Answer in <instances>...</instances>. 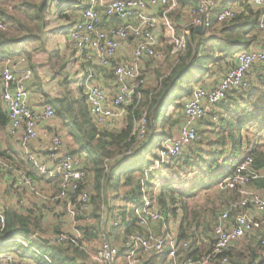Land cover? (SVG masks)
<instances>
[{"label": "trees", "instance_id": "obj_1", "mask_svg": "<svg viewBox=\"0 0 264 264\" xmlns=\"http://www.w3.org/2000/svg\"><path fill=\"white\" fill-rule=\"evenodd\" d=\"M47 1L39 0V3L28 0L18 1L15 8L25 11V18L21 20L18 18L16 20L9 11L0 10V17L9 28L8 32H0L2 58L0 74L3 63L8 60L12 71L32 70L37 78L35 83L38 82L39 76L32 62V55L37 45H39L38 49H44L41 32L46 26ZM68 1L61 3L63 8L70 5ZM198 1L215 0H178V3L179 7L197 9ZM239 2L243 9H235V16L232 19L215 25L209 22L208 33L217 36L207 37L193 29L185 52L178 55L169 53L170 57H166L167 67L164 73L157 74L153 89L143 91L146 96L144 103H138L136 108L134 105L128 108L125 125L119 130L100 129L92 122L85 94L79 85V72L71 74V71H67L68 62L62 51L47 53L46 67L53 69L58 82L55 94L45 91L42 86L36 87L34 83L32 87L39 92L43 106L53 107L55 118L60 122L63 134L69 142L68 155H84L87 159L81 164L85 173V185L79 187V192L89 193L91 212L89 216H85L86 214L80 210L77 212V227L82 235L81 241L86 245L91 240L100 239L102 234L103 229L98 226L100 217L98 211L102 204L110 211L117 210L121 217L119 226L107 225L109 235L122 233L125 237L132 232H141L131 209L139 202L141 188L145 186L147 189H152L158 182L155 181L158 173L169 172L173 176L170 179L173 180L178 178L180 170H187L193 175L191 184L181 189L170 184L169 179L163 181L162 178L160 180L167 181L168 184L163 185L165 188L156 197L150 194L161 212L166 208V212L174 215L178 209L182 207L185 209V205L182 204L183 199L192 196L194 194L192 190L207 185L204 180L219 182L230 175L244 158L251 157L253 166L264 169V64H259L251 68L255 73V83L245 81L247 85L231 89L219 103L225 114L210 111L211 117H208L207 122H200L207 127L208 134H197L199 138L181 152L182 156L179 154L176 158L168 160L158 170L150 173L149 180H144L145 167L151 166L156 161L162 141L173 138L172 132L165 126L170 122L172 113L182 110L184 100L191 97L194 90L192 84L206 76L212 64L220 59L225 61L233 57L256 40L258 11L251 7L249 0H239ZM63 14L62 8L53 13L57 19L65 18L68 21L69 16ZM16 65L21 66L14 69L13 66ZM81 70L84 71V67L81 66ZM30 83L27 84L28 88H32ZM234 101L239 104L231 107ZM141 107L146 108V111L143 110L146 115L140 111ZM241 115L244 117L241 118ZM142 118L145 120V136L139 139L135 130ZM172 125L176 124L172 123ZM235 125L243 126L245 133L236 132L233 129ZM8 134V116L0 101V136L7 137ZM236 136H239L238 140ZM203 143L206 148L200 147ZM72 144L74 147H71ZM9 150L12 152V149ZM11 152L0 150V157L7 166L10 164L19 167V159ZM220 164L223 166L218 170ZM4 212L6 221L4 228H0V248L6 247L9 239L16 236L18 240L15 239L11 244L15 248L6 252L16 255L19 260L27 258L34 264H77L76 257L32 239L30 234L23 232L19 235L20 229L29 233L39 230L42 225L41 214L34 216L31 211L21 213L12 208ZM181 225L182 223L179 226ZM54 229L59 231L58 227ZM194 236V233L185 232L183 226L179 229V240L190 239L193 243ZM257 236L261 237V234L253 236L255 238L250 236L251 238H247L244 242L234 243L220 255L212 256L211 264H219L216 260L222 258H226L228 264H264V240L261 241L262 237L259 240ZM210 239L213 246V234ZM212 246L203 253L189 246L183 254L196 264L211 254ZM118 250L119 256H122L125 251L122 244ZM73 251L75 256L80 257V250ZM6 252H0V255ZM42 254L47 255L50 261L47 262ZM145 259L141 264H170L166 253ZM0 263L2 264L1 261Z\"/></svg>", "mask_w": 264, "mask_h": 264}, {"label": "built area", "instance_id": "obj_2", "mask_svg": "<svg viewBox=\"0 0 264 264\" xmlns=\"http://www.w3.org/2000/svg\"><path fill=\"white\" fill-rule=\"evenodd\" d=\"M249 2L254 7L264 8V0H249ZM101 3L102 0H85L82 4L80 21L72 26L64 27H68V38L73 51L87 66L78 79L82 92L85 94L92 122L96 126L108 128L123 117L125 107L133 104L139 88L144 86L145 79L141 74L143 59L154 61L162 59L163 56L157 52L161 33L168 38L171 55L185 52L190 32L202 25L205 19L207 20L208 14L216 8V2L198 1L197 9L191 8L194 15L192 20L181 32H178L171 20V14L179 8L178 0H113L107 5H102V10L99 11L97 7L101 6ZM58 4V0H50L49 7L55 9L53 7ZM62 6L61 4L60 7ZM102 16L106 19L116 17L127 24L105 29L101 27ZM234 16L235 8L228 6L219 9L216 13L219 23L228 21ZM130 20L133 21L129 22ZM208 25L207 21L206 30ZM257 29L264 33V20H259ZM6 30L7 25L0 17V32ZM128 40L135 43L131 59L119 62L117 57L120 43ZM257 63H264V46L262 45L238 52L235 66L226 71L215 87L203 89L198 86L193 90L191 97L183 104L182 114L185 119L178 128L177 137L162 141L154 162L155 166L153 165L155 168L152 166L144 170L145 181L149 180L150 173L154 169L176 158L184 148L197 140V125L208 116L210 108L219 104L231 89H237L240 85L244 86L246 82L243 81V77ZM94 68H102L111 73L116 83L114 96H110L105 89L96 84ZM31 78L30 70L12 71L10 61H5L0 74V101L8 116L9 134L19 137L23 159L30 170L38 177L53 179L57 182L56 199L66 202L69 232H41L35 235L20 229L18 233L19 235L23 232L30 234L32 239L36 240L40 238L38 241L53 248L68 246L78 249L90 257V252L86 244L81 241L82 235L77 227L78 210L84 212L85 216H89L91 212L89 193L79 192V187L85 185V173L81 168L83 161L79 158L81 156H71L63 152L64 141L58 127L49 128L41 137L47 141L46 155L50 163H46L28 150V145L40 138L37 123L55 119L51 105H44L40 110H35L29 105L27 84ZM135 133L139 139L144 138V118L137 124ZM2 160L0 157V167L6 168L7 165L5 166ZM13 175L15 180L11 186L12 193L20 194L29 190L40 201L45 202L48 199L36 179L27 172L15 170ZM259 179H264V173H257L253 168L252 158L246 157L230 175L219 181V190L235 192L238 195L236 208L244 210L251 206L260 214V217H255L247 211H240L231 220L229 213L224 211L212 229L214 243L211 254L196 264H211L212 256L220 255L241 238H249L260 233L262 239L257 236L258 239L264 240V196L248 189L250 183ZM76 193H78L77 196H75ZM4 211L0 202V228L5 226ZM131 212L142 229L147 228L150 223L165 220L145 186L141 188L139 202L132 207ZM100 216L101 225L109 222V225L116 227L121 223L118 213L110 218L107 209ZM108 229L106 224V232L102 231L100 245L93 253L94 264H117L120 257L117 247L109 237ZM44 235L48 236L44 237ZM121 243L125 250L123 254L125 264H141L144 256L162 253L167 254L170 264H194L183 254V251L189 248V242L179 240L176 234L155 235L137 231L123 237ZM0 261L4 264H34L27 258L19 260L11 252L1 254ZM216 262L228 264L226 258L217 259Z\"/></svg>", "mask_w": 264, "mask_h": 264}, {"label": "crops", "instance_id": "obj_3", "mask_svg": "<svg viewBox=\"0 0 264 264\" xmlns=\"http://www.w3.org/2000/svg\"><path fill=\"white\" fill-rule=\"evenodd\" d=\"M69 1H68V4H70V5L68 7H66V9H65L68 12L67 15L69 16V19H68V21L66 20L62 24V26L63 25L64 26H72L75 22H78L81 19V12L83 9L82 4L85 3V0H73L70 2ZM111 1H113V0H102L101 6L99 5L97 7V9L99 11H101L102 5L103 6L105 4L107 5ZM215 2H216V8L214 10H212L207 16L208 24H209V22L214 24V25L219 23L216 19V13L219 9H221L223 7L228 6V7H232L235 9H237V8L243 9L239 0H215ZM239 3H240V5H239ZM251 7L255 11H258V16H259L258 19L264 20V8H257V7H254L252 4H251ZM187 9H189V7H179L176 11L181 12V13H186ZM53 10H55V9H53ZM132 21L133 20H130L129 22H132ZM122 24L125 25L127 23L118 20L116 17H113L111 19H106L104 16L101 17V27L102 28L107 29L110 26H120ZM175 26L178 29V32L182 31V28H181V30L179 29V27L183 26L182 25V17L179 18V20L176 22ZM67 28L68 27L63 28L64 32H67ZM208 34L209 33L206 30L204 35L208 36ZM67 38H68V34L66 36V40H63L65 45H68L70 48V49H68L67 46H64V48H63V50H64L63 54L65 56V60H67V62L71 63V64H69V68H70L71 72L72 71L79 72V76H80L83 73L81 70V66L84 67V69L87 66L75 54V52L73 51L71 44ZM134 45H135V43L132 40L122 41L120 43V47L118 50L117 61H119V62L129 61L131 59V55H132ZM260 45L264 46V33L260 32L258 30L256 40L253 41L249 47L250 48L255 47V46L259 47ZM236 55H234L231 58L226 59L225 63H232L233 64L232 67H234L236 64ZM143 60L145 61V58ZM259 64H261V63L254 64L253 66L259 65ZM262 64H264V63H262ZM20 66L21 65H16V66H13V68L14 69H16L17 67L20 68ZM75 68L77 70H75ZM91 68H93V67H91ZM228 69H230V68H228ZM94 71L96 74V77H95L96 78L95 79L96 84L98 86L102 87L103 89H105L106 92L110 96H114V94L116 92V83L114 82V79H113L111 73L108 70H105L102 68H94ZM210 78H212V76H209L207 74L206 76H204L203 78L198 80L194 84V87L203 86L205 88H213L220 81L219 80L218 82H216V81L212 82V80H210ZM245 81L247 83H251V84L255 83V81H256L255 74L252 73L249 77H246ZM28 95H29V97H28L29 105L35 110H40L43 105L41 104L39 92L36 90L33 91L32 88H28ZM33 95H35V98L33 97ZM238 104L239 103L237 101H234V102H232L231 107H234L236 105L238 106ZM210 111H215V112L218 111L220 114H225V112L223 111V108H221L219 104L212 106L210 108ZM240 117L243 118L244 115H241ZM206 122L207 121H205L204 123H206ZM52 127H58L59 128L61 135L63 137V141H64L63 152L65 154H68L67 153V146H68L67 143H69V142L67 140V137H65V135L63 134L61 124L57 120V118H55L54 120H51V121H47V122L41 121V122L37 123V129H38V133H39L40 138L31 142L28 145V150L31 151L32 153H34L35 155H37L38 158L44 160L46 163H50L48 160V155H46L47 154V151H46L47 150V141L41 137L45 131H48L49 128H52ZM206 129H207V127H205V125H203L201 123H199L197 125V131L199 133H202L203 135L208 134V133H206L207 132ZM233 129L236 130V132H238L239 134L245 133V129L241 125H235L233 127ZM172 137L173 138L177 137V134L176 135L172 134ZM19 140H20L19 137H13L9 134L7 135V137H1L0 136V150L6 151V152H11L9 149H12L11 153H13L17 157V159H19V167H15L14 165L9 164L6 168H2L4 171V174L2 175V179L0 180V182H2L1 185H3L4 187L8 186V188H7L6 192H2L1 185H0L1 206L3 207L4 210L12 208V209H15L21 213L31 211V212H33L34 216H38L41 214V219H40L41 224L46 225L47 227H50V229H51V230H49L50 232H42V233H55V232H53L55 230L54 227H58L60 231L65 229V228L68 229L69 228V217H68L67 211H66L67 210L66 202L56 199V195L58 193L57 192V182L54 181L53 179L38 177L30 170V167L28 166L27 162L24 161V159H23V152L21 150ZM71 147H74V145L72 144ZM200 147L206 148L204 143ZM74 156L78 157V155H74ZM81 157H85V156L82 155ZM218 166L219 167H217V168L219 170L222 168L223 164H220ZM253 168L257 173H264L263 168H258L257 166H253ZM15 170H23V171L27 172L29 175H31L34 179H36V181H37L38 185L40 186V188L42 189V191L43 192L45 191L46 195L48 196V199L45 202L40 201V200H38V198H35L34 195L29 192V190H25L24 192H22L20 194L12 193L11 186H12L13 181L15 180L14 175H13V172ZM166 173H164V171H163V172L158 173L156 175L157 179L155 181H158V182H156L154 184V186L163 183V182H161L160 179H162V178L165 179L167 177V175H164V174H166ZM155 181L153 180V182H155ZM204 181L207 184L206 186H204V185L198 186V188L199 189L201 188V190L198 189V191H195V193L192 196L186 197L187 200L193 201L192 202V204L194 203L193 205L188 204L187 200H183L182 204L185 205V209H183V207H182V209H178L177 213H175V215H173L172 213H169L167 211V214L164 216L165 217L164 222L150 223L147 228H143V229L141 228V230H142L141 233H143V234L152 233L155 235L176 234L178 236L179 229H181V227L183 226V229L185 232H187L189 234L194 233V235H195L193 243L191 242L190 239L185 240V241L189 242V244L193 250L198 249L200 251V253H203L204 251L207 250L208 247L212 246V244L210 243V241H211L210 238L212 235V229H213L214 225L217 223L219 216L224 211H227L229 213V218L231 220L234 218L235 214H237L240 211H247L248 213L250 212L255 217H257V216L260 217V214L255 212V210L251 206L247 207L244 210H240L239 208H236L235 203L238 201L239 197L235 192L229 191V192L225 193L226 192L225 191V192H222L224 194H221L220 192L216 191V189H215V187L217 186V184L219 182H210L211 184H208L206 182L207 180H204ZM168 182L170 184H172L173 186L180 188V189L183 187H187V185H181L180 183L182 182V180H177V178H175L174 180L170 179V180H168ZM150 189H148V192H149V194H152L151 193L152 190H150ZM204 189H206V190H204ZM248 189L253 193L260 194V195L264 196V179H259L257 181L250 183L248 186ZM232 194L236 195L235 201H232V199H234V195H232ZM199 196H200V199H199ZM210 197H212V198H210ZM202 199L207 201V202L204 205L201 204V206H200L199 205L200 200H202ZM208 201H211V203H208ZM184 203H186L187 205ZM196 203H198V204H196ZM116 211L115 210L110 211L107 209V213L110 216V218H111V216H114L116 213H118V211L117 212ZM49 222H52L51 226L48 225ZM181 223H182V225L179 226ZM106 224L109 225L108 222ZM132 228H130V230H132ZM38 231L39 230L36 231L38 234L41 233ZM258 235H260V233ZM118 236L120 237L119 239H121V238L123 239V237H124L122 233L118 234ZM109 237L114 243L116 242L115 241L116 236L113 233H111V235H109ZM252 238H255V237L252 236ZM119 247L120 246H118L117 249H119ZM150 256H154V255L151 254V255L144 256L143 261L146 260L145 258H149ZM117 264H125L124 260H123V255L118 258Z\"/></svg>", "mask_w": 264, "mask_h": 264}, {"label": "rangeland", "instance_id": "obj_4", "mask_svg": "<svg viewBox=\"0 0 264 264\" xmlns=\"http://www.w3.org/2000/svg\"><path fill=\"white\" fill-rule=\"evenodd\" d=\"M18 1H20V0H0V10L9 11V12H11V14L13 16L16 17V20H17V18L21 20V18H23L25 16V14H24L25 11L15 8V5H16V3ZM28 1H31L33 3H39V0H28ZM58 1H59V4L57 6H55V7H53V8H55V10H53L51 7H49L50 0L47 1L48 7H47V11L45 12L46 13L45 14V16H46L45 17L46 26H45V28H43V30L41 32V34H42L41 39L43 41L42 43H43L44 49H38L39 45L36 44L37 45V47H35L36 50H33V55H32L33 56V61L32 62H33V64L36 67L35 70L37 72V75L39 76V79H38V82L35 83V79H37V78H36L34 72L31 70L32 71V78L29 81V82L32 83V84L30 83L31 87L33 86V83H34V84H36V87L39 88V86H42L45 89V91L47 90V92L50 91L49 93H54V94H55V91H56V87L58 85V84L56 85V83H58V82H57L56 74L53 73L54 72L53 69L50 70L48 67H46V64H47L46 63L47 53L48 52L54 53L55 50H59L60 53H61V51L64 52V50H63L64 46H67V48L70 49L69 46L65 45V43L63 41V40H66V36L68 34L67 32H64V29H63V28H65V27H63L64 25L62 26V24L66 21V19L65 18L57 19V16L53 15V13L56 12L60 8H62V10H63V13H64L63 15L67 16V14H68L67 10H65L66 8L60 7L61 3H64L65 0H58ZM189 9H187L186 13H181V12L175 11V12H173L171 14V20H172L174 25H176V22L179 20L180 17H182V25L183 26L179 27L180 30H181V28L183 30L184 26L187 25L190 22V20L193 18V16H194L193 13L191 12V7H189ZM8 31H9V28H8V24H7V30L5 32H8ZM67 39L69 40V38H67ZM157 52L159 54H161V56H163L162 59H160V61L145 60V61H143L141 63V74H142L143 78L145 79V84H144V86L142 88H139L138 94H137V96L135 98V101L132 104V106L134 105L135 108L138 106V103H144L145 102L146 96L143 93V91L153 89L154 86L156 85V76H157V74L164 73V70L167 67V58L166 57L169 56V42H168L167 36L163 35L162 33H161V39H160L159 45L157 47ZM69 64H71V63L68 62L67 65H66L67 71L68 70L71 71L70 68H69ZM232 65H233L232 63H225V61L223 59H220L218 62L212 64L210 66L209 71L207 72V74L209 76H212V78H210V80H212V82L213 81L214 82L215 81L218 82L219 80H221L223 78L224 74L226 73L227 69L231 68ZM75 70H77V69L75 68ZM73 73H75V72L72 71L71 74H73ZM252 73L255 74L250 69L247 72V74L243 77V81H245L246 77H249ZM192 87H193V89H196V87H194L193 84H192ZM33 88H35V87H32V90L34 91ZM33 97L35 98V95H33ZM186 100H184V102ZM129 107H131V106L125 107V113H124L123 117L120 120L115 121L113 123L112 127H108V128H105V127H102V126H97V127L100 128V129L119 130L120 128H122L125 125L126 116H127ZM143 110L146 111V108L145 107L144 108H142V107L140 108V111H142V114L145 113V115H146V112L143 111ZM171 116H172V118H171L170 122L167 123L165 127L169 131H171L173 135H176L178 133V128L181 126V124L183 123V121L185 119V116H184V114H182V110L175 111L174 113H172ZM208 116L211 117L210 113L208 114ZM208 116H206L203 119V122L207 121L210 118V117L208 118ZM175 121H177V123H174ZM172 123L176 124V125H172ZM134 129H135V127H134ZM197 134H201V133H199L197 131ZM198 138H199V136H198ZM238 138H239V136H236V140H238ZM180 156H182V154ZM79 158H81L82 160H87L86 157H79ZM4 164H5V166L7 165V163L5 161H4ZM153 165L155 166V164L153 163L151 166H148L147 168L152 167ZM154 166H153V168H155ZM158 168L154 169V170H158ZM147 170H149V169H147ZM164 173H166V172H164ZM3 174H4V171L1 168L0 169V180L2 179V175ZM164 175H167V177L164 180H166V179L170 180V178L173 177V176H171L172 174L169 173V172H167ZM192 176L193 175L190 174L187 170H183V171L180 170L179 173H178L177 180H182V182L180 183L181 185H187L188 186V184H191ZM163 181L161 180V182H163ZM206 182L208 184H211L210 181H206ZM1 184H2V182H0V185ZM166 184H168L167 181L163 182L162 184H158V185L154 186L151 189L152 190L151 193L156 197V195L159 194L160 191L163 188H165L164 186ZM218 184L215 187L216 191L220 192L221 194H224V193H222L224 191H220L219 190ZM7 188H8V186L4 187L3 185H1L2 192H6ZM198 189L199 188L197 187L195 190H192L193 193H195V191H198ZM199 190H201V188ZM204 190H206V189H204ZM225 193H227V192H225ZM232 195H234V194H232ZM210 198H212V197H210ZM199 199H200V196H199ZM183 200H187V198H185ZM235 200H236V195H234V199H232V201H235ZM187 202L190 205L194 204V203L192 204V202H193L192 200L191 201L187 200ZM206 202L207 201L202 199V200H200V204L199 205L200 206H201V204L204 205ZM208 203H211V201H208ZM184 204H186V203H184ZM196 204H198V203H196ZM103 207H104V210H103ZM106 209H107L106 205L103 206V204H102L99 207L98 214L99 215H103V213L105 212ZM162 212H163V214L165 216L167 214L166 208H163ZM169 213H171V212H169ZM100 217H99L98 226H101V230L103 229V232H106V225L105 224H104V226L101 225ZM48 225L51 226L52 222H49ZM49 230H51L50 227H47L46 225H41V228L39 229L38 232H50ZM53 232H58V233L59 232H69V229L65 228V229H63L61 231L59 230V231H53ZM33 234L39 235L37 232H35ZM47 236L48 235H44V237H47ZM115 236H116V238H115V241H116L115 243L116 244L114 242L113 243H114V245L116 247H118L121 244L122 238L119 239L120 237L118 236V234L115 235ZM15 239L18 240V237H16V236L15 237H11L9 239V242L6 245V247L0 248V252H6V251L14 249L15 246H13L11 244H12V241H14ZM246 239L247 238H241L235 243L244 242ZM101 240H102V238H100V239L98 238L96 240H91L86 245L88 250H89V252H90V257L87 254L81 253V252H79V254H80L79 256L80 257H77V256H75V252L73 251L74 249L73 248L70 249V247H67V246H58V247H56V249L60 250L61 252L65 253V254H67V255H69L71 257H76L77 259H75V258L74 259L76 260L77 264H94V262L92 261L93 260L92 258L94 256L93 253H95L97 251ZM19 241L21 243V240H19ZM42 255H43V258L46 261H50V258L47 255H44V254H42Z\"/></svg>", "mask_w": 264, "mask_h": 264}, {"label": "water", "instance_id": "obj_5", "mask_svg": "<svg viewBox=\"0 0 264 264\" xmlns=\"http://www.w3.org/2000/svg\"><path fill=\"white\" fill-rule=\"evenodd\" d=\"M206 23H207V20L205 19V20H204V23H203L202 25H199V26L195 27L194 30H195L197 33H199V34L204 35L205 32H206ZM215 35H216V34H208L207 37H212V36H215ZM216 36H217V35H216ZM24 232H27V231L24 230ZM31 234H33V233H31ZM37 239L40 240V238H37Z\"/></svg>", "mask_w": 264, "mask_h": 264}, {"label": "clouds", "instance_id": "obj_6", "mask_svg": "<svg viewBox=\"0 0 264 264\" xmlns=\"http://www.w3.org/2000/svg\"><path fill=\"white\" fill-rule=\"evenodd\" d=\"M146 169V168H145Z\"/></svg>", "mask_w": 264, "mask_h": 264}]
</instances>
